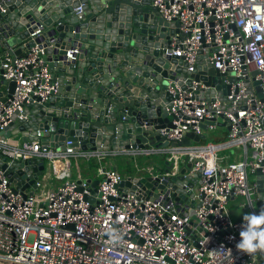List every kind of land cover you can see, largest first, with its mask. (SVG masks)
Instances as JSON below:
<instances>
[{
  "label": "built area",
  "instance_id": "2783aa9c",
  "mask_svg": "<svg viewBox=\"0 0 264 264\" xmlns=\"http://www.w3.org/2000/svg\"><path fill=\"white\" fill-rule=\"evenodd\" d=\"M152 6L166 22L179 23L167 55L182 58L188 71L197 59L201 67L209 61L224 76L219 91L201 82L182 89L169 81L172 100L166 112L173 116V128L158 130L168 146L110 153L132 158L163 155L164 162L170 161L165 174L152 165L138 168L136 162L132 176L104 168L94 191L85 179H72L70 160L80 156L100 162L102 152H80L69 148L70 142L59 151L39 141L5 137L16 112V120L26 119L23 104L44 102L57 84L52 83L44 50L37 46L21 56L0 59L3 80L15 84L9 99L0 97L1 159H43L46 174L60 181L45 192L44 178H39L32 194H23L0 169V264H264V254L249 256L236 249L243 221L233 222L227 208L242 197L248 205L241 207L256 212L252 195L264 205V192L259 194L256 186V171L264 176V0H153ZM41 31L35 26L29 40ZM76 53L68 50L66 57L73 60ZM197 87L201 92L211 89L210 99H200ZM221 118L229 126L225 138L205 142L208 132L220 128ZM187 133L205 138L170 145ZM231 147L242 150L233 161L219 154ZM183 157L191 165L185 173L191 183L186 191L195 190L186 199L175 201L169 187L147 195L139 188L119 186L142 175L160 181L174 178L185 164ZM249 173L254 174L251 187ZM114 230L122 237L117 245L108 235Z\"/></svg>",
  "mask_w": 264,
  "mask_h": 264
},
{
  "label": "water",
  "instance_id": "95a60500",
  "mask_svg": "<svg viewBox=\"0 0 264 264\" xmlns=\"http://www.w3.org/2000/svg\"><path fill=\"white\" fill-rule=\"evenodd\" d=\"M153 0H0V59L5 55L21 56L34 46L44 50V60L57 88L47 100L23 104L22 116L7 127L5 137L21 143L39 141L44 147L64 151L124 153L131 149L168 146L158 130L173 128L166 107L172 96L169 81L182 89L201 82L215 91L221 89L224 77L201 59L187 70L182 58L171 52L170 37L178 32L177 21L166 22L152 6ZM41 34L29 40L35 26ZM76 49L73 60L66 57ZM203 69L202 71H200ZM0 67V97L13 94L15 84L5 82ZM185 84V85H184ZM170 86H173L170 85ZM196 93L208 100L211 89ZM257 90L259 88L257 87ZM219 127L229 126L223 119ZM205 128V127H203ZM27 132V134H24ZM204 135L187 133L171 146L199 143ZM0 155V169L23 194L35 189V182L45 173L43 159L8 161ZM174 178L163 180L148 175L135 177L120 187L141 189L152 195L158 189L171 188L175 201L191 196L185 173L190 168L187 157ZM162 173L170 170L168 161ZM161 172V171H159ZM199 177V175H198ZM257 192L263 193L264 176L256 171ZM90 190L99 180H85ZM32 194V192H28ZM176 194H179L176 196Z\"/></svg>",
  "mask_w": 264,
  "mask_h": 264
},
{
  "label": "rangeland",
  "instance_id": "374dc122",
  "mask_svg": "<svg viewBox=\"0 0 264 264\" xmlns=\"http://www.w3.org/2000/svg\"><path fill=\"white\" fill-rule=\"evenodd\" d=\"M224 132H225L224 130H220V131L217 130V131H214L213 133L212 132H208L207 133V138L205 139V142H215V138L221 137L220 134L224 133ZM241 153H242L241 149L234 148V147H231V148H228L226 150H223V151L219 152V154L221 156H224V155L229 156V160L230 161H233L234 157L235 158L239 157V155H241ZM151 158H152V163L144 164V165H139L137 163V167L138 168H141V167L143 168V167H147L149 165H152V166L154 165L155 168H156V169L155 168L154 169L157 170V168L160 167L163 164V162L161 161L160 158L155 157V156H151ZM183 159H184V157H183ZM249 160H250V158H249ZM107 162H108L107 163V168H109V167L113 168L114 166H116V163L118 162L117 155L111 156V157H107ZM110 163H113L114 165L110 166L109 165ZM133 170H134V173L137 172L135 167H133ZM71 172H72V175H73L72 179H75L74 170H72ZM44 174H46V172ZM135 176H137V175H135ZM40 178L42 179L43 176L40 177ZM53 178L54 177L52 176V180H53ZM253 180H254V174H250L249 173V183H250L249 186L250 187H251V182H253ZM251 199H252V201L254 203L253 205H254V208H255L256 212H258L261 208H264L263 202H261L259 200H256L257 199L256 195H252ZM242 205H244V206L248 205L247 200L243 199L242 197H236L233 201L228 203L227 208H228L229 215H230V217H231L233 222L242 220V217H243L244 214L251 213V211L249 209H247V208L245 209L244 207H241ZM31 239L32 238L29 237L28 241H31ZM6 264H11V263H6Z\"/></svg>",
  "mask_w": 264,
  "mask_h": 264
},
{
  "label": "clouds",
  "instance_id": "9594fccd",
  "mask_svg": "<svg viewBox=\"0 0 264 264\" xmlns=\"http://www.w3.org/2000/svg\"><path fill=\"white\" fill-rule=\"evenodd\" d=\"M239 242L236 249L245 255L264 254V208L258 212L244 214L242 217ZM113 245L122 243V237L118 236L117 231L108 234Z\"/></svg>",
  "mask_w": 264,
  "mask_h": 264
},
{
  "label": "crops",
  "instance_id": "0c3cea01",
  "mask_svg": "<svg viewBox=\"0 0 264 264\" xmlns=\"http://www.w3.org/2000/svg\"><path fill=\"white\" fill-rule=\"evenodd\" d=\"M217 130H224V133H221V137H217L215 138V141H221L223 138H225V134H226V128L225 127H220ZM216 130V131H217ZM24 134H27V132H25ZM15 139V138H14ZM18 140V139H15ZM110 151L107 152H102V160L100 162H98L95 159H92L90 161H85L82 157L78 156L76 158H71V171L74 170V175H75V179L77 178H82L85 180H91V181H97L98 179H100V170L107 168V157H111L110 155ZM110 166L114 165L113 163L109 164ZM49 173L44 174V179L42 180L43 182V186H44V191L47 192L51 189H54L56 187H58L60 185V181L56 180L55 178H53L52 180V176ZM71 176L72 172H71ZM28 192H32V190H28Z\"/></svg>",
  "mask_w": 264,
  "mask_h": 264
},
{
  "label": "trees",
  "instance_id": "16d2710c",
  "mask_svg": "<svg viewBox=\"0 0 264 264\" xmlns=\"http://www.w3.org/2000/svg\"><path fill=\"white\" fill-rule=\"evenodd\" d=\"M155 157H158L161 159V161L164 163V158L165 156L163 155H154ZM118 162L116 163V170L124 176H132L134 173L133 170V165L134 163H138L139 165H144V164H150L152 163V158L151 157H137V158H132L129 156L125 155H117ZM155 168V166H152ZM156 169V168H155ZM157 170L162 171L163 170V164L157 168Z\"/></svg>",
  "mask_w": 264,
  "mask_h": 264
},
{
  "label": "bare ground",
  "instance_id": "6f19581e",
  "mask_svg": "<svg viewBox=\"0 0 264 264\" xmlns=\"http://www.w3.org/2000/svg\"><path fill=\"white\" fill-rule=\"evenodd\" d=\"M168 164H170V161H168Z\"/></svg>",
  "mask_w": 264,
  "mask_h": 264
}]
</instances>
